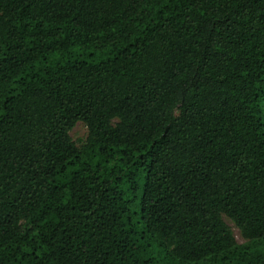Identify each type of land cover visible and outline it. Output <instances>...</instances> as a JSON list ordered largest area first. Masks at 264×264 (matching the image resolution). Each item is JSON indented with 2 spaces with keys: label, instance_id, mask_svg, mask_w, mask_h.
Segmentation results:
<instances>
[{
  "label": "trees",
  "instance_id": "1",
  "mask_svg": "<svg viewBox=\"0 0 264 264\" xmlns=\"http://www.w3.org/2000/svg\"><path fill=\"white\" fill-rule=\"evenodd\" d=\"M0 264H264V0H0Z\"/></svg>",
  "mask_w": 264,
  "mask_h": 264
},
{
  "label": "rangeland",
  "instance_id": "2",
  "mask_svg": "<svg viewBox=\"0 0 264 264\" xmlns=\"http://www.w3.org/2000/svg\"><path fill=\"white\" fill-rule=\"evenodd\" d=\"M70 134H71V136L75 142L81 143V142L85 141V139L88 136V128L83 122H78ZM224 219H225L226 223L233 230V233H234V236H235L237 242L240 244L245 243L247 240L243 237V235L241 234V231L233 223V221L230 218H228L227 216H225Z\"/></svg>",
  "mask_w": 264,
  "mask_h": 264
}]
</instances>
